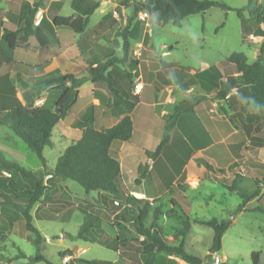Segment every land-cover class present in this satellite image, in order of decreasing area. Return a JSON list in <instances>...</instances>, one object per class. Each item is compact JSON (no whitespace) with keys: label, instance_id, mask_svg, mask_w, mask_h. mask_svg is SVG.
I'll use <instances>...</instances> for the list:
<instances>
[{"label":"trees","instance_id":"trees-1","mask_svg":"<svg viewBox=\"0 0 264 264\" xmlns=\"http://www.w3.org/2000/svg\"><path fill=\"white\" fill-rule=\"evenodd\" d=\"M130 1L134 2L135 9L147 11L149 17L161 24L172 22L176 26H181L182 21L194 14L205 13L212 7H220L225 10L231 9L227 3L217 0H122L123 4L130 6ZM56 3V2H55ZM54 3V4H55ZM60 4V2H57ZM101 5L100 0H73L72 6L78 12L77 16L55 15L53 23L56 26H68L77 33L86 30L90 15ZM38 6H36L26 19L25 26L20 30H6L3 40L10 48H14L17 40H27L33 32V17ZM239 16H243L248 11L257 20V27L253 31L256 37H264V15L259 5L254 0L237 9ZM223 25V24H222ZM121 42L117 45L122 47L123 54H109L104 60L94 56V61H89L87 76H77L73 73H64L47 79L40 86H30L23 83L25 103H17L8 111H0V124L9 127L16 137L21 138L28 147L35 151L44 163V167L38 170L27 169L21 162L7 157L6 153L0 149V242L11 231L14 224L20 220H25L27 230L36 244L44 240L41 231L33 223V208L41 200H52L57 191L63 190L62 182L70 179L78 182L87 192L101 191L114 195L120 199L121 217L133 219V224L138 233L146 236L145 243L148 257H153L156 252L176 254L189 264H206L204 259L194 253H190L185 248V238L190 232L191 222L184 217L183 227H179L177 236L181 238L178 245H171L164 241L162 228L156 223L151 226L145 225V217L149 212V204L144 203V198H137L131 193H126L122 185L121 165L118 159L110 152L114 141H129L133 136V120L128 113L113 126L96 129L94 122L93 105L84 117V128L81 137L71 141L65 151L59 156L57 164L52 172L47 169L44 157V149L54 147L52 140L53 132L58 122L67 115L71 107L77 101L80 87L88 80L93 83V94L101 103L108 105L114 111L126 110L130 112L139 101V96L132 93L134 88V71L140 61L130 57L132 52V29L130 25L125 26L119 33ZM149 33H146L145 42L149 40ZM95 55V54H93ZM231 72L229 77L215 66H209L194 73L192 82L198 83L200 87L210 93L216 90L220 98H226L235 87H240L245 96V104L251 109L247 113L246 120L255 124L254 131L259 132L264 125V43L260 48V54L250 60L243 51H234L222 62ZM123 66H128V70ZM120 72V74H115ZM180 86L185 90L189 87L188 81H184L187 75L180 69H176ZM125 79L128 87L123 88L118 83ZM46 91V98L41 105H36V99ZM198 98L191 100L185 98L175 105L174 111L166 118L164 134L161 142L153 152L147 155L154 159L169 142L171 131L175 127L179 116L186 112H191L202 100ZM234 118V117H233ZM200 162L210 169L209 163L204 160ZM248 165L264 169V162L253 159L247 160ZM146 169L140 167L136 182H141L146 177ZM47 175H51L45 181ZM57 179L62 180L58 182ZM264 181V176H263ZM187 183L185 186H189ZM230 190L239 193L243 202L239 206L240 210H247L246 204L256 198L260 193V188L248 192L239 185L228 186ZM115 202V200H113ZM129 202L131 205L123 206ZM115 204V203H114ZM123 206V207H122ZM264 211V205L256 207ZM85 211L83 224L79 227L76 238L100 242L106 247L114 250L119 249L118 237L112 236L102 227V218L97 213ZM199 223L208 225L214 230V238L211 247L212 252L221 248L222 238L228 230L231 222L227 219L212 217L198 220ZM155 250V252H154ZM257 260L256 254H253ZM31 261H45L52 264L44 255L37 253ZM100 261H91L96 263ZM1 264V263H0ZM151 264V262L149 263Z\"/></svg>","mask_w":264,"mask_h":264},{"label":"rangeland","instance_id":"rangeland-1","mask_svg":"<svg viewBox=\"0 0 264 264\" xmlns=\"http://www.w3.org/2000/svg\"><path fill=\"white\" fill-rule=\"evenodd\" d=\"M113 1L116 5L114 9L110 10V16H112L100 22L102 15L96 10L89 19L87 29H95L97 33H103L105 38H99L101 42L105 43L102 44L103 47H110L116 52L117 43L122 41V38H119V33L125 26L130 25L132 29V52L130 57L138 59L142 64L141 70L134 73V83L140 74H143L146 78L149 69H155L153 67L155 63L160 69L157 77L158 84H177V68L182 73L187 74L183 78L189 84L190 81L192 82L194 73L203 69L206 65L215 66L219 64L224 76L229 77L231 71L222 62L232 52L243 51L250 60H253L260 54V48L264 43V37L253 35V31L258 25L257 20L248 11H245L243 16L238 14L237 9L244 7L248 0H217L227 3L231 6V9L225 10L220 7H212L205 13L186 17L181 26H176L172 22L165 25L158 23L154 21L152 16L142 19L140 16L141 11L135 9L134 2L130 1V6H128L123 4L122 0ZM254 3L259 5V9L262 10L264 15V0H254ZM73 12V8L68 3L61 14L70 15ZM262 27L264 28V24H262ZM64 29L70 30L68 27ZM145 32L151 33L154 45L146 46L144 43L142 44ZM170 46L172 49H170ZM138 51L141 52V55L137 54ZM114 52H108V54ZM105 54L103 55L104 58L108 56ZM117 54H123L122 48L117 51ZM123 67L128 70V66ZM174 67H176L175 70H173ZM115 74H120V72ZM89 83L83 85L81 89L82 96L88 93ZM119 83L124 89L128 87V82L125 79L119 81ZM191 87H193V90L185 98L195 100L204 97L202 100L212 101L218 97L216 92L207 94L197 83L189 84L188 88ZM232 92L233 95L229 100L234 108L230 109L227 103L228 100L223 103L226 111L229 113L234 111L235 113L234 119L241 130L240 135L237 137L244 138L243 140L246 141L240 153L237 152L240 155L237 158H241L238 164L239 167L240 163L243 164V159L257 155L256 150L260 146H264V125L261 126L259 132L253 130L255 124L248 122L245 118L247 112L251 111L245 104V97L240 93L239 88H233ZM165 94L164 91L162 93L163 98ZM182 96L179 89L171 94V97L177 98V100ZM168 106H173V104ZM115 118L116 116H109L104 119V123L98 122V126H109ZM4 129L6 132L13 133L7 126ZM179 136V133L175 135L176 142L180 144L179 149L181 152L179 161L174 164L176 173L181 172L185 163L190 167L188 172L194 170L197 167L195 165L196 159L201 156L213 165H210V170L206 166L197 167V173L201 179L195 180L192 187L187 190L186 195L191 201L188 211L191 231L186 237L185 248L188 252L202 257L206 264L209 258L212 260L216 253L221 257H226L228 264H264V211L256 208L260 204L264 205V171L244 166V172L241 173L242 170L239 168L234 171L232 168L217 167L208 157L210 151L197 152L194 147H190L186 142H183L181 136ZM52 140L54 147L44 149L45 165L49 172H52L59 156L70 144V141L59 134L57 128L53 132ZM0 143L7 144V141L0 137ZM12 147L23 153L20 162L27 169L38 170L44 167V163L38 154L31 150L21 138L16 137L15 146ZM172 151L174 149L169 148L164 159H167ZM6 155L10 159H15L11 154L6 153ZM44 180L48 181L46 178ZM57 181L62 182L60 179H57ZM62 184L65 189L57 191L52 200H41L32 210L34 214L33 223L43 234L44 240L36 244L30 238V235L32 237H35V235L27 230L25 220L23 218L18 220L13 229L0 242L1 264H48L45 261H31V258L37 253L44 255L52 264H72L73 260L79 262V257L86 261L112 259L117 254L116 250L110 249L100 242H90L76 238V234L84 222L85 211L81 210L83 208L100 215L106 226L121 224V222L116 218H111V210L105 212L102 206L91 198L95 191L87 192L78 182L70 179L62 182ZM233 185H239L248 192L260 188L259 195L247 203V210L239 209L243 198L236 191L229 189L228 186ZM170 196V193H164L161 201L167 202ZM110 206L116 207L117 205L112 200L108 207ZM176 209L179 213H171L169 215L172 217L170 220H167L166 216L165 219L160 217L159 220L161 224L166 225V233L168 234H174L176 231L175 226L171 224V220L181 227L184 225L179 223L183 220L180 216V208L177 207ZM212 217L227 219L231 222L228 230L223 235L221 248L216 252L211 251L214 238L213 228L197 222L198 219ZM124 227L130 234L135 231L132 230V228L135 229L133 222ZM79 247H87L88 250L81 253ZM254 253L257 260H254ZM67 254L74 255L75 258L65 263L63 257Z\"/></svg>","mask_w":264,"mask_h":264},{"label":"crops","instance_id":"crops-1","mask_svg":"<svg viewBox=\"0 0 264 264\" xmlns=\"http://www.w3.org/2000/svg\"><path fill=\"white\" fill-rule=\"evenodd\" d=\"M72 1L0 0V111H8L19 102L25 103L24 82L30 86L37 87L44 84L47 79H52L59 74L73 73L77 76H87L89 61H94V56H98L101 60H104L103 55L105 53V55H109L108 52H114L110 47H103L105 43L101 42L99 38H105L104 34L97 33L95 29L86 28L84 32L77 33L68 26L54 25L53 17L55 15H63L61 11L68 3L74 10L70 15L74 17L78 15V12L72 6ZM100 1L101 5L96 10L102 15L99 20L101 22L105 18L112 16H110V10L114 9L116 3L113 0ZM57 2H60V4ZM36 6L38 7L33 17L32 34L27 40L18 39L15 47L10 48L3 40L4 32L6 30L16 31L23 28L29 13ZM39 10L43 12V18L40 24L35 25L34 21L37 19V12ZM65 27L70 28V30L64 29ZM146 33L144 34L142 44L144 43L146 46L154 45L151 33H149L148 42H145ZM121 48V46H117V51L121 50ZM170 49H172L171 46ZM117 51L114 52L116 55H118ZM146 60L148 61V59ZM219 66V64L215 65L222 72ZM141 67L142 64L139 63V66L134 71L141 70ZM153 67L155 69H149L146 78L143 74H140L137 80L135 79L132 93L139 96V101L130 112L126 110L116 112L108 105L101 103L93 94V83L88 80L85 82H90L88 84L90 85L88 93L85 96L81 95L84 83L79 89L77 101L67 115L58 122L55 129L57 128L59 134L71 143V141L81 137L85 125L84 117L92 105L94 108L93 125L96 129L113 126L129 113L134 125L132 138L126 142L114 141L110 148L112 156L118 159L121 165L122 185L126 189V193H131L137 198H144L145 200L142 204H149V212L144 221L145 225L151 226L156 220V213H158L156 223L162 228L164 241L171 245H178L181 238L176 234L180 225L171 220V224L175 226L176 231L174 234H168L166 233V225L161 224L159 220L160 217L165 219V216L167 220H170L172 218L169 216L171 213H179L176 209L177 207L180 208V216L183 219L184 217L189 219L188 211L191 201L186 193L192 187L195 180L201 179L197 173V167L204 166L200 162V159L204 158L202 156L197 157L195 163L197 169L194 168V170L188 172L190 167L185 163L181 172L176 173L174 164L179 161L181 152L179 149L180 144L176 142L175 135L179 133L182 141L186 142L190 147H194L197 152L210 151V156L208 157L217 167L224 169L232 168L234 171L236 168H239L242 170L241 173L244 172V166L257 168L248 165V159L264 162V146H260L256 150L257 155L243 159V164L240 163L238 167L241 159L237 158L240 156L238 153H240L246 141L243 140L244 138L237 137L240 135L241 130L233 118L235 117V113L234 111L232 113L226 111L223 103L228 100L227 103L230 109L234 108L229 100L233 95V92H230L226 98L217 97L212 101L203 99L194 107L193 111L181 114L171 131L169 142L157 157L151 159L147 155V152H153L161 142L166 118L174 111L175 105L183 101L186 95L193 90V87L183 90L177 75V84H158L157 77L160 69L156 63ZM207 67L209 65L204 66L203 69ZM175 69L176 67L173 68V70ZM118 84L122 86L120 83ZM235 88L240 89V87ZM177 89L183 95L179 100L171 97V94ZM164 91L166 94L163 98L162 93ZM215 92L216 90L210 93ZM240 93L243 94L241 90ZM45 95L46 91L36 99V105L43 103L46 98ZM169 104H173V106H168ZM109 116H116L112 124L109 126H98V122L104 123V119ZM4 127V125L0 124V137L7 141V144L0 143V149L7 154H11L20 162L23 153L21 151L18 152L16 148L12 147L15 146L16 136L13 133L4 131ZM169 148H173L174 151L170 153L167 159H164L166 151ZM204 161L208 162L205 159ZM147 163L149 166L146 170V177L141 182H136L140 167L143 165V169H146ZM209 165L213 166L210 163ZM261 170L264 171V169ZM187 183H190V185L185 186ZM63 189L65 188L63 187ZM164 193L171 194L167 202L161 201ZM91 198L96 200L105 212L111 210L110 217L116 218L121 222V224L106 226L102 220L103 229L112 236L118 237L119 249L116 250L117 254L112 259H94L100 262L91 263V261H86L79 257V262L73 260L72 264H149L150 262L151 264H189L176 254L156 252L153 259L152 257H148L146 254V236L138 233L135 226V229L132 228L135 231L131 234L124 227L133 222V219L128 218L125 220L122 218L120 216L121 211H123L121 207H108L112 200L119 199L114 195L101 191H95V194ZM119 201L121 202V200ZM83 209L87 210L86 208ZM182 221H179V223H182ZM103 245L105 246V244ZM79 248L88 250L87 247Z\"/></svg>","mask_w":264,"mask_h":264},{"label":"built area","instance_id":"built-area-1","mask_svg":"<svg viewBox=\"0 0 264 264\" xmlns=\"http://www.w3.org/2000/svg\"><path fill=\"white\" fill-rule=\"evenodd\" d=\"M140 16L142 19H147L149 17V14L147 11H141L140 12ZM43 18V12L41 10H39L37 12V19L34 21L35 25L40 24L41 20ZM138 55H141V52L138 51L137 52ZM137 88H138V84H137ZM51 175H47L46 179H48ZM116 205H121L119 200H115L114 202ZM131 204L129 202L125 203L123 206H130ZM86 249H81V253L85 252ZM75 258L74 255H70L67 254L63 257V260L65 261V263L70 262L71 260H73ZM210 264H228V260L226 257H221L219 256L217 253L213 256L212 260L210 261Z\"/></svg>","mask_w":264,"mask_h":264},{"label":"water","instance_id":"water-1","mask_svg":"<svg viewBox=\"0 0 264 264\" xmlns=\"http://www.w3.org/2000/svg\"><path fill=\"white\" fill-rule=\"evenodd\" d=\"M210 261H211V258H209V260H208V263H207V264H210Z\"/></svg>","mask_w":264,"mask_h":264}]
</instances>
